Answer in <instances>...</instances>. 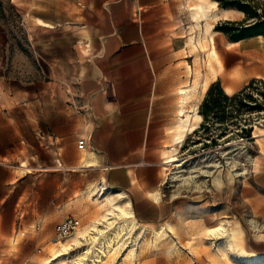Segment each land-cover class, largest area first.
<instances>
[{"label": "crops", "instance_id": "obj_1", "mask_svg": "<svg viewBox=\"0 0 264 264\" xmlns=\"http://www.w3.org/2000/svg\"><path fill=\"white\" fill-rule=\"evenodd\" d=\"M19 2L21 49L5 18L6 7ZM215 5L0 0V254L18 252L20 236L33 251L34 227L42 221L54 227L90 189L89 199L96 193L122 199L139 224L178 213L164 191L163 160L179 119L180 90L188 92L193 81L195 22L202 30L212 23L206 39L217 59L214 75L202 73L201 100L216 81L230 96L264 80L263 39L229 42L213 29L222 17H202L220 9ZM36 57L45 62L43 78ZM263 192L264 143L235 207L264 216Z\"/></svg>", "mask_w": 264, "mask_h": 264}, {"label": "rangeland", "instance_id": "obj_2", "mask_svg": "<svg viewBox=\"0 0 264 264\" xmlns=\"http://www.w3.org/2000/svg\"><path fill=\"white\" fill-rule=\"evenodd\" d=\"M210 1L216 2L215 7L219 8L216 0H207ZM257 2L260 7L264 6V0ZM198 3L199 0H195V5ZM22 8L24 7L19 2L17 6H7L5 13L9 33L19 38L20 49L24 47L26 38L22 26ZM243 19L244 15L230 13V18L217 21L214 27L228 20L237 22ZM194 29H197V38H194L193 47L196 48V44L199 47L194 51L196 60L193 81L186 83L190 85L187 88L190 91L185 92V95L180 94L178 116L183 108L185 115L192 116L191 123L197 124V129L188 133L181 143H175L179 126V119L176 120L169 130L170 144L163 160L166 162L167 155L176 158V162L164 164V191L173 200V207L178 206V213L156 224L136 222L137 227L126 237L123 244L102 257L97 264H251L252 255H264V216L249 206L235 207L242 187L252 183L254 158L264 143L263 137L258 136L264 133V110L238 116L233 111L232 104H228L222 123L211 117L203 129L199 128L203 120L200 123L193 114L195 111L199 113L196 104L198 101L201 104L206 94L205 92L201 100L204 87L202 73L209 70L214 75L216 71L212 64L216 63V59L210 55L212 49L209 51L210 44L208 46L209 41L206 39L209 34L205 32V28L202 30L195 23ZM41 58L36 57L38 78L46 75L43 70L45 62ZM253 88L264 91V86L260 83H255ZM249 93L259 98L254 90ZM182 98L185 100L183 103ZM248 102L252 103L245 99L244 103ZM243 129L250 132H243ZM187 177L192 178L189 181L183 180ZM111 201L117 199L107 194L99 197L96 193L91 199L83 195L80 201L69 207V213L63 218L70 216L79 219V231L90 228L101 220L104 212L110 208ZM221 224L227 229V235H210L209 230ZM55 226L47 228V222H39L33 229L36 237L34 250L31 251L30 246L27 248L26 239L20 236L19 251L0 254V264H45L48 259L51 262L60 248L59 244L70 239L56 242ZM237 227L241 229L242 235L236 242L231 240L229 232ZM86 246L85 244L75 249L67 257L73 258L76 252L84 250ZM40 250L42 251L39 254ZM93 251L95 252L94 249ZM57 262L59 261L52 264H64ZM84 263L87 264L88 261Z\"/></svg>", "mask_w": 264, "mask_h": 264}, {"label": "bare ground", "instance_id": "obj_3", "mask_svg": "<svg viewBox=\"0 0 264 264\" xmlns=\"http://www.w3.org/2000/svg\"><path fill=\"white\" fill-rule=\"evenodd\" d=\"M230 12L231 14L232 12H234V13H238L239 15L240 14L243 15L241 12L235 10L229 11L225 9H219L216 11L210 10V14L208 13L209 15L205 13L203 14L202 17H204L205 20L210 19L213 21L217 20L219 17H222L223 19L227 20L228 18H230ZM205 25H206L205 32L206 33L211 32V28L213 27L212 23L209 24L208 22ZM210 55L212 58L216 59V55L213 49L211 50ZM180 94L185 95L186 93L184 90H181ZM184 101L182 98V103ZM193 115L198 121H201L202 118L199 114L196 113V111L194 112ZM179 117H180L179 126L177 130V134L175 135L174 138L175 143H181L188 133H192L197 129V124L191 123L192 116L185 115L183 108H181L179 111ZM165 159L166 162H164V164L165 163L172 164L176 162V158L172 155H167ZM189 178L191 179L192 177L183 178V180L189 181ZM91 193L93 192L90 189L87 191L86 194L88 196ZM136 227H137V223L135 221V218L132 212L129 209H127L125 206H123L122 199H118L117 201H111L110 208L104 212L100 221L95 222L94 225L90 228H83L80 231L78 230V232L74 234L75 236L73 235V237H70V239L67 242L60 243L59 244L60 248L58 249L55 256L51 259V262L49 261L50 262L49 263L48 262L49 259H48L46 263L48 262V264H52V263H56V261H59L57 263L85 264L84 262L88 261L87 264H97L98 262L101 261L102 257H105L107 254H109V252L115 250L117 247H120L123 244V241L126 239V237L130 235L131 232H133ZM168 229L171 230L170 227ZM209 233L212 236H217V235L226 236L227 229L221 224L213 229H210ZM241 235H242V231L239 227L235 228L232 232H229V236L231 240H234L236 242L240 240ZM84 243L87 245L84 250L76 252L73 255V258L67 257V255L70 252H74L75 249L77 250V248L85 246ZM93 249L95 250V252L93 251ZM263 261H264V255H252L251 263L259 264Z\"/></svg>", "mask_w": 264, "mask_h": 264}, {"label": "trees", "instance_id": "obj_4", "mask_svg": "<svg viewBox=\"0 0 264 264\" xmlns=\"http://www.w3.org/2000/svg\"><path fill=\"white\" fill-rule=\"evenodd\" d=\"M220 9L235 10L244 15L242 21H225L214 27V31L223 34L231 43L242 40L261 37L264 41V6L260 7L257 0H216ZM255 83L264 86V80H251L240 91L233 95H227L220 82L212 83L205 94L202 103L199 106V115L202 117V124L199 127L203 129L205 123L212 117L218 123L225 119V109L228 104H232L234 112L240 116L244 113H260L264 109V91L253 88ZM254 90L259 98H255L251 92ZM245 99L252 103H244ZM262 101L261 103L259 101ZM251 129V128H250ZM243 132L249 133L250 130L243 129Z\"/></svg>", "mask_w": 264, "mask_h": 264}, {"label": "built area", "instance_id": "obj_5", "mask_svg": "<svg viewBox=\"0 0 264 264\" xmlns=\"http://www.w3.org/2000/svg\"><path fill=\"white\" fill-rule=\"evenodd\" d=\"M84 141L78 142V149L82 150ZM81 227V223L77 218L66 217L55 227V241L60 242L72 237Z\"/></svg>", "mask_w": 264, "mask_h": 264}]
</instances>
